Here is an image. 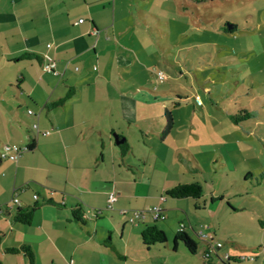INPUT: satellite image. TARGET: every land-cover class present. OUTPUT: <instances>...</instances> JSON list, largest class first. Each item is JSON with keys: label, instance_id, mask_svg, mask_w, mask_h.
<instances>
[{"label": "crops", "instance_id": "1", "mask_svg": "<svg viewBox=\"0 0 264 264\" xmlns=\"http://www.w3.org/2000/svg\"><path fill=\"white\" fill-rule=\"evenodd\" d=\"M124 3L0 0V152L5 144L26 149L0 158V264H29L5 252L21 245L31 247L32 264H181L169 261L168 241L163 250L145 247L142 230L155 226L168 237L172 228L175 237L184 215L198 235L190 211L198 203L164 196L202 172L181 142L200 139L176 132L180 117L168 110L178 114L189 97L175 106L164 91L161 102L148 95L161 87L150 91L133 70L137 41ZM49 61L56 75L43 71ZM162 110L171 114L168 131ZM33 124L48 134L33 136ZM15 190L19 206L10 203ZM110 193L117 197L113 210L106 209ZM32 206L29 225L13 221L16 208ZM155 206L164 220L146 215L131 225L119 213ZM76 209L82 223L73 218Z\"/></svg>", "mask_w": 264, "mask_h": 264}, {"label": "rangeland", "instance_id": "2", "mask_svg": "<svg viewBox=\"0 0 264 264\" xmlns=\"http://www.w3.org/2000/svg\"><path fill=\"white\" fill-rule=\"evenodd\" d=\"M124 2L137 41L133 70L140 83L150 91L159 85L153 92H166L174 104L178 97H189L178 114L168 110L173 118L180 117L176 132L200 139L197 145L181 139L202 171L195 180L202 186V197L187 198L189 204L199 205V210L194 211V206L190 210L198 235L187 229L184 215L175 224L186 226L196 254L182 243L174 253V232L169 228V261L264 264V229L258 222H264V0ZM159 73L164 78L159 79ZM148 95L158 102L163 96ZM199 99L204 104L197 107ZM243 107L250 118L234 125L228 113L236 114ZM165 115L162 110L167 124ZM211 195L223 200L211 203ZM209 227L216 229L217 238Z\"/></svg>", "mask_w": 264, "mask_h": 264}, {"label": "trees", "instance_id": "3", "mask_svg": "<svg viewBox=\"0 0 264 264\" xmlns=\"http://www.w3.org/2000/svg\"><path fill=\"white\" fill-rule=\"evenodd\" d=\"M234 31V30H233ZM231 31L230 33H233ZM175 106L177 104H174ZM167 118V125L166 131H168L172 125L173 121L171 118L170 112H166ZM250 118V113L245 108H241L240 111L236 114L229 115L230 121L234 125H241V122L246 121ZM32 149V144L28 148V150ZM166 195L173 199H194L198 200L202 197V186L199 182L194 181L185 184H179L172 189L166 192ZM221 200V198L217 199ZM215 202V199L211 198V203ZM36 206L27 207V208H16V212L13 218V221L18 224L22 225H29L33 219V215L35 213ZM73 218L77 221L82 223V212L80 209H76L72 213ZM260 225L263 226L262 222H259ZM141 242L145 247H149L152 245H161L164 246L167 243L166 235L163 231L159 230L155 226H146L142 230L141 234ZM180 242L183 244L185 249L192 255L196 254L197 246L195 242L187 236L184 232H178L174 237L173 240V250H175L176 244ZM5 252L10 255L22 254L26 257L29 264H32L34 261V253L30 246L28 245H21L17 248H6Z\"/></svg>", "mask_w": 264, "mask_h": 264}, {"label": "built area", "instance_id": "4", "mask_svg": "<svg viewBox=\"0 0 264 264\" xmlns=\"http://www.w3.org/2000/svg\"><path fill=\"white\" fill-rule=\"evenodd\" d=\"M82 21L83 20H79V23H81ZM43 71L56 75L57 72L55 71V63L53 61L46 62L43 65ZM158 76H159V79L164 78L161 73H159ZM27 114L28 115H32L33 112L31 110H28ZM31 133H32L33 136H37V135L46 136L48 134V132L39 131L37 124H33L31 126ZM25 150H26L25 148L19 149L18 147L14 146V145H6L5 144V145H3L2 151L0 152V158L3 159V160L8 158L9 153H11V152L15 153L16 156H19ZM17 195H18V193L15 190L14 194H13V198L11 199V206H19V200L17 198ZM34 200H37V196H34ZM116 202H117L116 195L113 194V193H110L108 195V198H107L106 209L107 210H113V208H114L113 206H114V204ZM119 213L121 215L125 216L126 219H127V222L129 224H131V225H136L137 222H139L140 220L144 219L146 215H150L154 221L164 220V216L162 214V210H161V208H159L157 206L152 207V208H150L148 210H145V211H127V210L121 208V209H119ZM183 230H184V225L180 224L177 231L178 232H183ZM201 237H206V236H202L201 235ZM211 240H212V238H211ZM226 259L229 260L230 258L226 257Z\"/></svg>", "mask_w": 264, "mask_h": 264}, {"label": "water", "instance_id": "5", "mask_svg": "<svg viewBox=\"0 0 264 264\" xmlns=\"http://www.w3.org/2000/svg\"><path fill=\"white\" fill-rule=\"evenodd\" d=\"M227 30H228V31H231V30H232V27H230V26L227 27ZM115 142H116V144H119V142H117V141H115Z\"/></svg>", "mask_w": 264, "mask_h": 264}]
</instances>
